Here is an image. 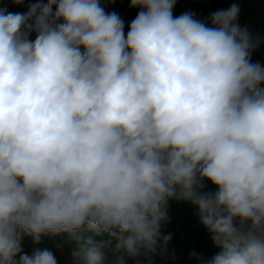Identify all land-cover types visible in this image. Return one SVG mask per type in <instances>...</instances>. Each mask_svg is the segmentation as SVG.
<instances>
[{
	"label": "clouds",
	"instance_id": "1",
	"mask_svg": "<svg viewBox=\"0 0 264 264\" xmlns=\"http://www.w3.org/2000/svg\"><path fill=\"white\" fill-rule=\"evenodd\" d=\"M176 3L130 0L127 35L100 0L0 10V264L24 234L64 237L77 264H152L169 199L198 208L209 264H264V67L239 4L208 26Z\"/></svg>",
	"mask_w": 264,
	"mask_h": 264
},
{
	"label": "trees",
	"instance_id": "2",
	"mask_svg": "<svg viewBox=\"0 0 264 264\" xmlns=\"http://www.w3.org/2000/svg\"><path fill=\"white\" fill-rule=\"evenodd\" d=\"M216 5L214 10L196 0H177L173 8V15L178 17L184 12H192L199 20L207 22L211 26L208 17L219 10L218 4L220 0H214ZM37 0H22L21 3H16V0H0V10L7 13H22L29 8V5L36 3ZM101 6L108 13L115 12L124 21V32L127 35L129 26L133 19L140 11L139 7H130V2L125 0H100ZM252 38L253 48L252 54L261 55L264 53V28L257 30ZM201 192H215L217 187L210 181H203ZM168 214V222L162 227V235L171 234L172 239L167 245L164 256L156 255L151 257L152 264H209V261L218 254L221 249L216 247L211 238L207 239L203 244L191 246L189 241L181 235L183 226L188 223L199 220L198 208L190 201L169 199L166 204ZM106 238V237H105ZM65 238L62 236L42 235L39 243L34 242L33 238L27 234L21 236L20 252L13 258L16 264H19L20 256L27 254L32 256L37 250H49L53 253L57 260V264H77L76 260L68 253L61 242ZM100 239V238H97ZM195 252L196 256L190 258V255ZM109 258H111L109 253ZM128 264H135L134 260H129ZM142 264H148L147 259L142 258Z\"/></svg>",
	"mask_w": 264,
	"mask_h": 264
},
{
	"label": "rangeland",
	"instance_id": "3",
	"mask_svg": "<svg viewBox=\"0 0 264 264\" xmlns=\"http://www.w3.org/2000/svg\"><path fill=\"white\" fill-rule=\"evenodd\" d=\"M130 2V0H125ZM210 10L215 9V1L214 0H196ZM41 2L46 3L47 0H41ZM233 3H237L240 6V11L238 14L237 23L240 27H247L249 32L251 33V37H253L257 30L264 28V0H220L218 4L219 10L229 8ZM55 10V6H54ZM28 11L25 10L22 13H26ZM176 17L175 15H173ZM36 33L33 32L30 35V39L34 40ZM250 62L251 63H259L262 67H264V53L261 55H255L250 53ZM259 87L264 88V83L259 85ZM238 224L239 221H236ZM183 230L181 235L185 237L187 241L191 244V246H195L196 244H203L207 239L211 238L210 233L205 229V227L200 223L199 220L196 222L188 223L183 226Z\"/></svg>",
	"mask_w": 264,
	"mask_h": 264
}]
</instances>
